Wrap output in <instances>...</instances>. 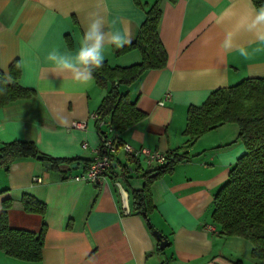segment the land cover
<instances>
[{
  "label": "crops",
  "instance_id": "crops-1",
  "mask_svg": "<svg viewBox=\"0 0 264 264\" xmlns=\"http://www.w3.org/2000/svg\"><path fill=\"white\" fill-rule=\"evenodd\" d=\"M154 1L0 0V69L6 72L18 59V83L35 91L29 99L0 107V146L32 141L51 157L77 158L74 166L59 170L33 158L0 167V211L2 202L10 200L9 226L35 232L42 223L46 227L39 261L19 260L0 250V264H258L248 240L224 236L211 219L214 194L245 152L238 126L221 124L192 143L183 135L188 106L202 104L217 88L264 76V19H259L264 6L255 7L251 0H160L158 35L166 67L119 87L145 113L116 135L120 143L165 154L179 148L190 155L150 186L154 209L148 217L168 245L158 247L134 210L132 192L141 187L142 172L155 166L129 159L119 149L101 184L73 179L100 144L90 114L106 90L94 78L85 85L69 73H58L47 56L53 49L74 55L97 14L104 18L105 31H129L133 42L145 18L144 4ZM118 49L106 47L104 61L110 66L139 62L137 50L116 54ZM166 92L170 98L158 105ZM62 120L68 123L62 125ZM123 166L128 171L121 177ZM118 183L128 194V213ZM24 193L46 205L43 216L23 209Z\"/></svg>",
  "mask_w": 264,
  "mask_h": 264
},
{
  "label": "trees",
  "instance_id": "trees-1",
  "mask_svg": "<svg viewBox=\"0 0 264 264\" xmlns=\"http://www.w3.org/2000/svg\"><path fill=\"white\" fill-rule=\"evenodd\" d=\"M251 2L255 7L264 6V0ZM144 9L145 18L135 40L115 52L122 54L135 49L140 54L139 62L128 66H110L104 61L103 66L93 73L96 85L106 90L95 110V122L103 120L107 128L111 127L118 146L121 143L116 135L145 117V113L137 107V99L131 100L128 92H121L119 87L131 85L146 71L166 67L167 54L158 35L162 13L160 0H155L151 5L144 4ZM67 43L70 44L68 38ZM19 76L18 59L9 64L6 72L0 69V89H4L0 91V107L16 100L29 99L35 94L34 90L18 83ZM224 123H235L238 126L237 138L243 143L245 152L236 159L227 180L214 194L211 219L220 226L224 236L248 240L252 246L251 256L258 260V264H264V76L247 77L234 85L217 88L202 104L188 106L183 135L188 138L187 143H192ZM98 130L105 131L102 128ZM179 151L178 148L166 154V163L142 172V185L132 192L134 210L142 215L151 232L154 227L148 215L154 205L150 186L162 175L171 173L176 164L190 158L187 152ZM20 158H33L49 164L55 170L71 166L77 160L51 157L41 152L32 141L1 144L0 167L7 169L14 160ZM90 162H82L84 169ZM127 171L128 168L123 166L120 176L124 177ZM21 204L25 211L41 216L46 211V205L30 194L24 193L21 196ZM10 206V200L2 202L0 250L19 260L39 261L42 257L45 224H41L38 232L10 227L7 218Z\"/></svg>",
  "mask_w": 264,
  "mask_h": 264
},
{
  "label": "clouds",
  "instance_id": "clouds-1",
  "mask_svg": "<svg viewBox=\"0 0 264 264\" xmlns=\"http://www.w3.org/2000/svg\"><path fill=\"white\" fill-rule=\"evenodd\" d=\"M259 19H264V12ZM104 25L102 16L93 15L85 27L80 47L75 54H64L53 49L47 56L48 61L54 64L58 73H69L74 79L87 85L93 80L94 71L103 66L106 47L122 48L131 42L129 31H105ZM67 123V120L61 121L62 125Z\"/></svg>",
  "mask_w": 264,
  "mask_h": 264
},
{
  "label": "built area",
  "instance_id": "built-area-1",
  "mask_svg": "<svg viewBox=\"0 0 264 264\" xmlns=\"http://www.w3.org/2000/svg\"><path fill=\"white\" fill-rule=\"evenodd\" d=\"M169 98L170 92L164 93L163 98L158 102V105L162 106L165 100H168ZM90 117L96 121L97 113H91ZM96 124L98 125V128H102L105 125V122L102 120L98 121ZM74 126L81 127L82 124L75 123ZM85 146L86 143H83L82 147ZM119 149H122L126 155L136 162H144L147 166H158L167 162L166 154L156 150H150L145 147L135 148L127 143H121L118 146L116 144V139H114L111 127H108L107 130L100 132V144L89 165L81 173L74 175L73 179L81 182H89L94 185L101 184L107 171L112 166L114 155ZM36 180L40 181L39 178H36Z\"/></svg>",
  "mask_w": 264,
  "mask_h": 264
},
{
  "label": "water",
  "instance_id": "water-1",
  "mask_svg": "<svg viewBox=\"0 0 264 264\" xmlns=\"http://www.w3.org/2000/svg\"><path fill=\"white\" fill-rule=\"evenodd\" d=\"M45 165L49 167V164H45ZM72 165L74 166L75 163H73ZM117 187H118V191H119V196H120L122 208L125 210L126 213H128L129 212L128 194L124 190V188L122 187V185L120 183L117 184ZM152 234L155 238L158 239V241H159L158 247L160 249H163L168 245L167 239L165 237H163L162 234L158 230L153 229Z\"/></svg>",
  "mask_w": 264,
  "mask_h": 264
}]
</instances>
